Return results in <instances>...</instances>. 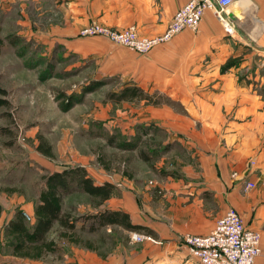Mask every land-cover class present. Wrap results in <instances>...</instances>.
I'll list each match as a JSON object with an SVG mask.
<instances>
[{"label": "crops", "instance_id": "1", "mask_svg": "<svg viewBox=\"0 0 264 264\" xmlns=\"http://www.w3.org/2000/svg\"><path fill=\"white\" fill-rule=\"evenodd\" d=\"M42 1L31 0L36 6ZM189 1L63 0V26L47 34L35 31L50 46L62 43L78 59L95 63L96 75L118 76L146 93L165 94L189 111L185 115L166 104L144 102L146 115L130 123L159 127L184 152L158 162L155 195L129 175L111 179L89 171L97 183L116 185L103 207L127 211L133 223L159 240L129 241L125 250L119 246L111 264H201L183 236L210 233L230 208L261 232L262 252L255 264H264V0H238L224 10L223 18L207 9L196 31L185 29L146 54L103 36L79 35L96 20L117 29L134 24L141 35L156 36ZM17 208L32 216L29 224L35 223L34 202ZM16 211L3 208L0 230ZM9 238L0 264H50L55 254L38 259L14 255ZM65 244L70 248L63 254L64 264H104L97 246Z\"/></svg>", "mask_w": 264, "mask_h": 264}, {"label": "rangeland", "instance_id": "2", "mask_svg": "<svg viewBox=\"0 0 264 264\" xmlns=\"http://www.w3.org/2000/svg\"><path fill=\"white\" fill-rule=\"evenodd\" d=\"M42 2L36 6L31 0H0V35L4 39L0 83L9 90L12 101V106L4 109L11 117L0 115V202L3 208L15 211L25 202H34L36 206L44 188L45 174L81 164L93 175L100 174L104 178L112 179L119 173L129 175L137 184H146L153 191L157 183L155 174H159L158 162L167 155L183 156V150L159 127L139 121L130 124L146 115L145 101L115 102L110 98L129 82L118 76L96 75L92 61L78 59L62 43L50 46L35 37V31L47 34L54 26L64 24L63 0ZM81 30L80 36H103L83 35ZM93 85L97 87L86 91ZM157 94L162 96L161 104L189 114L179 101L168 103L167 95ZM2 127L9 131H3ZM41 140L52 146L53 157L38 150ZM141 154H147L151 160L146 161ZM64 209L76 218L83 238L91 239L97 246L96 254L103 257L104 264H111L119 246L120 250H125L129 241L159 243L155 237V241H133L131 232L134 230L117 225L90 231L89 221L84 223L82 217L93 207L84 193L67 195ZM5 228L6 225L0 230V253L7 256L11 239ZM57 229L56 225L51 235L56 236ZM65 243L60 240V251L51 255L50 264L65 263L63 254L70 248Z\"/></svg>", "mask_w": 264, "mask_h": 264}, {"label": "trees", "instance_id": "3", "mask_svg": "<svg viewBox=\"0 0 264 264\" xmlns=\"http://www.w3.org/2000/svg\"><path fill=\"white\" fill-rule=\"evenodd\" d=\"M4 39L0 35V53ZM101 84V82H98ZM96 84V85H99ZM89 86L86 91L94 90L97 86ZM162 96L146 93L135 84H128L118 94H111L115 102L145 101L154 105L161 104ZM168 99V103H171ZM12 101L9 99V90L0 83V115H8L4 109H9ZM2 130L8 132L7 128ZM125 147V146H124ZM38 150L47 156L53 157V148L44 140L38 145ZM143 159L150 161L147 154H141ZM44 188L40 192L39 202L35 206V223L29 224L25 212L18 209L15 218L10 220L6 234L12 238V252L14 255L29 258H41L49 253L60 251V240L76 245H83L95 249L94 242L83 238L78 230L76 218L71 212L64 209V198L75 192L86 194L93 210L84 214V223L89 221L88 229L95 231L100 228L119 225L127 230L150 231L147 227L133 223L130 214L122 209L103 207L105 202L113 195L116 185L106 181L97 183L89 170L83 165L68 166L62 170H55L43 176ZM10 190V189H9ZM14 191V190H11ZM3 206L0 203V215ZM58 226L56 236L50 237L55 226ZM83 229L85 226H81Z\"/></svg>", "mask_w": 264, "mask_h": 264}, {"label": "built area", "instance_id": "4", "mask_svg": "<svg viewBox=\"0 0 264 264\" xmlns=\"http://www.w3.org/2000/svg\"><path fill=\"white\" fill-rule=\"evenodd\" d=\"M236 1L238 0H190L175 12L165 31L156 36L141 35L134 24L117 29L99 22L84 26L81 33L103 35L138 52H148L185 29L196 31L207 9L214 10L223 18L224 10ZM248 186L253 187L255 184L249 183ZM25 215L28 220L32 219L26 212ZM261 238L259 230L248 227L242 215L235 208H230L216 220L210 233H186L184 242L201 264H255L262 252ZM131 239L137 242L155 241L151 234L136 230L131 232Z\"/></svg>", "mask_w": 264, "mask_h": 264}]
</instances>
